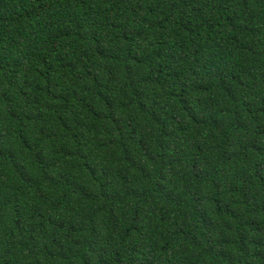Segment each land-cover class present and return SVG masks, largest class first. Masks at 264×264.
I'll use <instances>...</instances> for the list:
<instances>
[{"label": "trees", "instance_id": "trees-1", "mask_svg": "<svg viewBox=\"0 0 264 264\" xmlns=\"http://www.w3.org/2000/svg\"><path fill=\"white\" fill-rule=\"evenodd\" d=\"M0 264H264V0H0Z\"/></svg>", "mask_w": 264, "mask_h": 264}]
</instances>
